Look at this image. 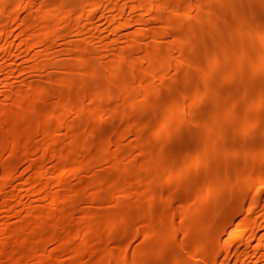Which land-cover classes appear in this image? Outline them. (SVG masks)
<instances>
[{
  "label": "bare ground",
  "instance_id": "1",
  "mask_svg": "<svg viewBox=\"0 0 264 264\" xmlns=\"http://www.w3.org/2000/svg\"><path fill=\"white\" fill-rule=\"evenodd\" d=\"M0 264H264V0H0Z\"/></svg>",
  "mask_w": 264,
  "mask_h": 264
}]
</instances>
